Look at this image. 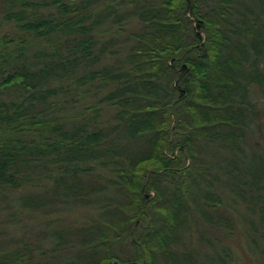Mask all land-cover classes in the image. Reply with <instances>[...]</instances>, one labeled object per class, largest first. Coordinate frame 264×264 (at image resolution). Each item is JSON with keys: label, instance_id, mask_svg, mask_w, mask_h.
<instances>
[{"label": "trees", "instance_id": "obj_1", "mask_svg": "<svg viewBox=\"0 0 264 264\" xmlns=\"http://www.w3.org/2000/svg\"><path fill=\"white\" fill-rule=\"evenodd\" d=\"M263 97L264 0H0V264L264 257Z\"/></svg>", "mask_w": 264, "mask_h": 264}, {"label": "rangeland", "instance_id": "obj_2", "mask_svg": "<svg viewBox=\"0 0 264 264\" xmlns=\"http://www.w3.org/2000/svg\"><path fill=\"white\" fill-rule=\"evenodd\" d=\"M122 34H126V31L122 32ZM122 54L119 53L118 55H115L114 57L110 58V60H113V58L115 59L117 56H120ZM264 100V97H263ZM264 103V101H262V104ZM264 108V106L262 107V109ZM264 120V117H263ZM249 141L251 142L252 145L255 146V148H257L256 150H258L257 152L260 153L263 152L264 154V125L263 127L259 130V129H254V133L252 136L248 137ZM226 209V208H225ZM233 209V208H232ZM229 208L227 209L226 213L230 214V215H234L235 217V229L233 231V234L230 235H226V232H224L223 229H216V227L213 228V226L209 225V227H202V229H200V225H199V230H204L205 232H203L207 237H212L213 235L217 236L219 239V241L215 242L214 239V244H208L205 241H201L200 243V247L205 248V250H213L216 249L219 252H223L224 247L229 246L231 248V253H230V258L228 259L229 264H264V257L259 253V251L257 250L255 243H254V239L252 238L253 235V231H251L250 228V223L251 220L250 218L252 217L250 211L246 208V205H240L238 204V209L237 211L235 209L232 210V214L230 212H228ZM244 213V215H243ZM67 218H69V216L67 215V213L65 214ZM64 215V216H65ZM55 217V215H50L49 217ZM43 217H47V216H43ZM35 221V218L30 217V215L25 212H20L19 214V218L15 219L12 223L9 219V222L6 221L5 224L9 227H17L16 230V235H25L26 237H29V239L32 240H38L41 239L44 241H47L44 237V235H42V233L39 236L38 232L42 229H40V226L36 225V226H32L29 228H23V226L26 223H33ZM255 223L257 224V220H255ZM5 225V226H6ZM19 226H22V228H20ZM208 228L210 229L208 231ZM9 229V228H8ZM197 229V230H198ZM251 231V232H250ZM15 232V231H14ZM7 235V236H6ZM5 237L7 239H9L13 234L6 233ZM224 245V247H223ZM211 252V251H209Z\"/></svg>", "mask_w": 264, "mask_h": 264}]
</instances>
